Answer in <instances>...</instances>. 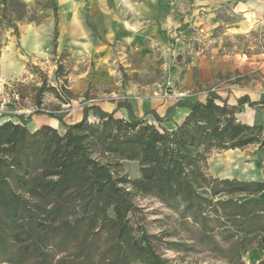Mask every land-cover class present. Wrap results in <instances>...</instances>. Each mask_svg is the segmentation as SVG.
I'll list each match as a JSON object with an SVG mask.
<instances>
[{
    "label": "rangeland",
    "instance_id": "rangeland-1",
    "mask_svg": "<svg viewBox=\"0 0 264 264\" xmlns=\"http://www.w3.org/2000/svg\"><path fill=\"white\" fill-rule=\"evenodd\" d=\"M26 3L43 18L21 23L19 37L5 36L0 125L18 123L24 115L32 132L50 126L64 134L85 113L91 123L97 122L95 107H111L116 114L122 109L129 118V106L137 117L166 124L171 116L157 118L151 112L153 99L167 105L206 101L213 95L238 106L246 91H257L259 102L264 101V0H57V17L42 8L44 0ZM44 81L48 88L39 95ZM64 81L73 93L70 99L61 89ZM237 117L264 127V105L244 104ZM34 123L39 126L33 128ZM123 169L129 179L139 178L138 162L125 161ZM207 173L220 179L264 180V146L214 152ZM133 204V234L162 259L227 264L229 243L219 228L224 222L216 223L212 216L210 226H203L182 204L152 196H136ZM263 257L254 248L244 261L259 264ZM34 261L29 258L25 264Z\"/></svg>",
    "mask_w": 264,
    "mask_h": 264
},
{
    "label": "trees",
    "instance_id": "trees-1",
    "mask_svg": "<svg viewBox=\"0 0 264 264\" xmlns=\"http://www.w3.org/2000/svg\"><path fill=\"white\" fill-rule=\"evenodd\" d=\"M44 1L42 8L57 17V0ZM41 18L26 0H0V53L7 34L19 37L21 23ZM64 82L61 89L70 99L73 93ZM46 88L44 81L39 95ZM218 99L178 103L175 107L190 113L174 130L135 116L129 106V118L95 107L97 122L85 113L64 134L50 126L32 132L24 115L18 123L1 124L0 262L171 264L133 234L129 214L139 195L182 204L206 227L212 216L224 222L219 228L229 243L227 264H246L250 249L264 253V180L207 173L214 152L264 146V127L237 117L244 104L264 101L245 96L231 106ZM125 161L138 162L139 178L123 174Z\"/></svg>",
    "mask_w": 264,
    "mask_h": 264
},
{
    "label": "crops",
    "instance_id": "crops-1",
    "mask_svg": "<svg viewBox=\"0 0 264 264\" xmlns=\"http://www.w3.org/2000/svg\"><path fill=\"white\" fill-rule=\"evenodd\" d=\"M258 93L259 92H257V91L256 92L246 91V93H244L241 96H243V97L248 96L252 102H259L260 101V97H259L260 93L259 94ZM253 94H255V96ZM162 102H163V100H161V99H153L152 103H151V112L155 111L157 114V118L159 117L160 119H165L166 117L171 116L172 120L168 121L166 124H162V121H159V124H158V122H155V121H157V119L154 117V115L151 114L152 117H154V119H151V121L149 120V122L151 124L156 125L157 127H159L161 125L163 128H166L167 130H174V129H176L177 125H180L183 123V121L189 115L190 109L187 107H175L177 105L175 102H177V101L167 102L166 103L167 105H165ZM189 102H192V101H189ZM198 102H205V101L199 100ZM102 108H104L103 110H106L109 113L113 112V110H114L111 107L106 108L103 106ZM119 114H117V116L122 117V118H128L122 109H120ZM81 120H78V122H80ZM146 120H148V119H146ZM239 120L242 121L240 118H239ZM41 121L42 120H40V122ZM242 122L249 124V125L255 124V121L251 122L250 120H246V121H242ZM55 123H56V121L53 123V125L55 127H59L58 124L57 123L55 124ZM75 123H77V122H75ZM35 125H36L35 123L32 125L33 128H37L39 126V125H36V126Z\"/></svg>",
    "mask_w": 264,
    "mask_h": 264
}]
</instances>
